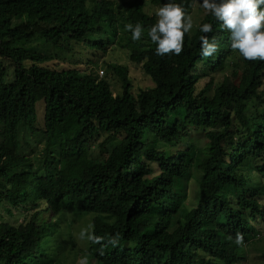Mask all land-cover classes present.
<instances>
[{
  "label": "trees",
  "instance_id": "1",
  "mask_svg": "<svg viewBox=\"0 0 264 264\" xmlns=\"http://www.w3.org/2000/svg\"><path fill=\"white\" fill-rule=\"evenodd\" d=\"M172 2L186 14L192 7L191 0ZM145 6L123 1L127 20L147 31L157 19ZM114 8L110 0H0V264H53L69 240L68 210L96 215L92 237L75 231L90 239L85 264H137L136 256L140 264H227L213 242L205 244L225 225L247 238L255 231L251 220L264 219V60L240 56L241 74L217 85L213 77L198 89L202 65L224 70L239 54L210 12L184 35L179 55H157L148 36L131 50L130 60L155 84L147 90L134 92L128 66L109 65L121 87L115 94L107 79L54 69L52 56L27 48L42 41L56 51L77 45L88 57L106 54ZM204 23L212 24L210 33L200 32ZM202 35L217 44L211 56L200 54ZM40 106L49 147L44 173L32 171L22 141V134L37 135ZM67 117L75 119L76 134L63 132ZM190 127L208 140L195 208L189 192H176L192 164L190 149H177ZM158 139L176 149H158ZM113 141L119 144L109 151ZM154 165L160 170L152 172ZM252 168L258 186L249 183ZM15 212L24 217L19 225L4 217ZM70 233L73 253L80 243ZM147 239L154 247L142 255Z\"/></svg>",
  "mask_w": 264,
  "mask_h": 264
},
{
  "label": "rangeland",
  "instance_id": "2",
  "mask_svg": "<svg viewBox=\"0 0 264 264\" xmlns=\"http://www.w3.org/2000/svg\"><path fill=\"white\" fill-rule=\"evenodd\" d=\"M93 1H101V0H93ZM115 2V24L112 30H110L109 36L112 39V45L110 49L107 51L106 54H102L101 52L99 55L92 56L89 53V57L86 56L87 53L77 45H73V51L71 53L67 51H60L55 49L53 46H48L47 44H44L42 41H36L33 45H27V48L33 50L42 52L44 54H47L49 56H52L55 60L51 63H49V66H51L54 69H62V68H75L77 70L82 71L83 73H95L99 78L107 79L110 83H112L113 91L115 94H118L121 92L120 83L117 76H114L109 71V65L110 64H118V65H124L129 67V72L132 78V82L134 83V92L139 90H147L155 87L154 82L150 77H148L144 71L142 70V67L130 60V52L132 49L137 47V43L140 41L146 42L147 41V31L144 30L141 34V37L139 40L133 41L131 38V31L126 29V25L131 24L127 18L126 13L123 8V1L124 0H110ZM132 1V0H127ZM145 1V9L148 15L154 16L156 19L155 12L156 10L163 6V5H157L156 3L152 2V0H144ZM192 1V7L190 8V11L187 15L191 16L192 19V28L189 31L191 34H194L198 25L202 22L204 17L209 13L206 12L199 4L198 0H191ZM92 2V1H91ZM132 25V24H131ZM128 47V48H127ZM239 54L234 55L230 59V66L225 68L224 70L215 71L209 69V66L202 65L201 70L203 77L197 84L198 89L199 87H202L205 85L206 82L210 81L211 78L215 77L214 81H216V85L220 83L221 79L224 76H231L234 71L242 73L243 70L242 63L239 61ZM1 59V58H0ZM90 61L92 63H90ZM7 65H10L8 62ZM223 65V64H222ZM238 65V67H236ZM239 70V71H238ZM102 72H104L102 74ZM42 106L39 107V114H38V123L35 126V128L38 129L37 135H25L22 134V141H23V154L31 158L32 161V171H41L44 173L45 171V158L44 153L46 150H49V147L46 146L44 138L41 136L43 135L42 132L44 131V121H43V112H42ZM63 132H72L77 133V127H76V121L72 117H67ZM41 136V137H40ZM102 141V140H101ZM100 141V142H101ZM207 138H206V132L203 130H199L196 127H190V132L187 138H184L182 140V143L178 145L177 149L179 150H185L190 149L191 154V168L189 173L186 175L184 179L179 180L176 183V192L181 193L185 195L187 192H189L190 197V206L191 208H194L196 206L198 195H199V186L200 181L202 178V172L199 170V166L201 162L205 159V156L203 155V149L207 145ZM99 140L97 144L95 145V151H99ZM119 144V141H113L112 143L108 144L107 147L109 151H111L114 147H116ZM170 144L166 143L164 141H159L158 139V145L156 147L161 150H170L174 151L176 148L171 146ZM56 153V150L54 151ZM94 156H96V153H93ZM256 165V162L254 163ZM254 167V166H253ZM158 166L152 167V172L159 171ZM243 170V169H242ZM250 170L249 168L243 171ZM40 172V173H41ZM245 173V172H244ZM257 173V170L255 168H252L251 172L249 174L255 175ZM254 179V186L258 184L257 177H253ZM256 179V180H255ZM0 211H3V204H0ZM5 220L10 221L11 223H14L16 225H19L23 222L24 217L21 215V212H15V217L11 218L7 214H4ZM256 225V223H255ZM259 229L260 235L257 237H254V239H259V241H255L253 244L254 247H256L259 250H264V224L262 225H256ZM257 235V234H256ZM88 244V241L83 240L80 243V246L83 250L88 251L87 246H84ZM59 258L53 259V264H85L87 261L86 255L82 254V252L76 256L75 253L71 252V249H65V252H61L58 256ZM264 262V260H263ZM34 264H37L34 262ZM249 264V263H246ZM252 264H260L258 262H253Z\"/></svg>",
  "mask_w": 264,
  "mask_h": 264
},
{
  "label": "clouds",
  "instance_id": "3",
  "mask_svg": "<svg viewBox=\"0 0 264 264\" xmlns=\"http://www.w3.org/2000/svg\"><path fill=\"white\" fill-rule=\"evenodd\" d=\"M200 6L206 11L210 12L213 17L220 22L219 26L222 29H227L230 32V47L238 51L239 55L245 60L255 61L257 59L264 60V0H198ZM155 15L156 22L147 30V36L152 42L156 44L155 52L157 55L163 56L168 53L179 55L183 47V38L192 28V19L187 15L183 9L172 0H168L166 4L159 7ZM116 22V21H115ZM114 22V24H115ZM126 29L131 31V38L133 41L139 40L142 32L144 31L140 23L134 26L128 24ZM200 32L210 33L212 31V24L204 23L200 25ZM217 50V44L209 42L207 35L200 36V54L203 57L211 56ZM104 73V72H103ZM253 180V174H248ZM186 176L178 179H184ZM177 181V182H178ZM250 184L254 182H249ZM255 185V184H253ZM258 186V185H256ZM198 200L196 206H198ZM194 207V208H195ZM73 210V209H72ZM65 216L66 225L68 229L69 240L66 249H72L71 230H80L87 232L91 237L93 231L91 229L92 223L96 215L90 210L75 212L63 211ZM225 224L223 220L220 222ZM252 226L255 231L252 235L244 238L240 233L233 230L226 229V225L221 228L218 233L212 237L205 245L213 242V251H218L225 255L227 264H252L258 262L264 264V250H259L253 246L252 243L259 241L260 238L254 239L260 235L259 229L256 225L264 224V219H258L256 222L251 220ZM256 223V225H255ZM200 224L194 228V235L199 231ZM76 233V237L72 240L78 239L79 243L84 240L83 233ZM257 234V235H256ZM153 239H147L141 244L143 248L142 255L148 253L154 247ZM88 241L89 245L90 239ZM119 244V242H116ZM115 244V245H116ZM81 246L77 247L73 253L76 256L79 252L86 254ZM140 251V252H141ZM84 254V255H85ZM211 258L212 255L207 256ZM137 264L140 262L137 259Z\"/></svg>",
  "mask_w": 264,
  "mask_h": 264
},
{
  "label": "built area",
  "instance_id": "4",
  "mask_svg": "<svg viewBox=\"0 0 264 264\" xmlns=\"http://www.w3.org/2000/svg\"><path fill=\"white\" fill-rule=\"evenodd\" d=\"M102 74H103V72H102Z\"/></svg>",
  "mask_w": 264,
  "mask_h": 264
}]
</instances>
